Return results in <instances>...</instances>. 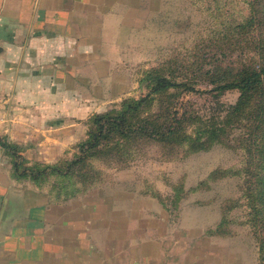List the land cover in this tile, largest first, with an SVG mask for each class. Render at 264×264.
<instances>
[{"label": "crops", "instance_id": "obj_1", "mask_svg": "<svg viewBox=\"0 0 264 264\" xmlns=\"http://www.w3.org/2000/svg\"><path fill=\"white\" fill-rule=\"evenodd\" d=\"M141 1L0 0V141L30 161L71 155L130 89ZM119 195L56 197L16 178L0 143V264H226L210 225L172 222L163 205L144 217Z\"/></svg>", "mask_w": 264, "mask_h": 264}, {"label": "rangeland", "instance_id": "obj_2", "mask_svg": "<svg viewBox=\"0 0 264 264\" xmlns=\"http://www.w3.org/2000/svg\"><path fill=\"white\" fill-rule=\"evenodd\" d=\"M141 3L135 54L123 63L131 75V86L114 104L146 94L148 88L141 79L154 67H163L177 79L195 76L197 87L204 89L210 85L208 77L234 73L243 63L264 58V0ZM238 96V90H231L221 100L234 103ZM184 99L206 112L214 104L209 94L185 93ZM231 143L233 146L220 142L186 154L181 150L179 157L171 159L159 146L148 144L126 161L93 159L95 170L87 173L92 185L85 184L81 176L65 183L79 188L77 196L93 188L118 191L127 209L144 217L161 213L158 207L163 205L172 222L182 218V224L188 226L210 225L208 233L221 225L228 234H217L225 237L217 242V257L226 264H259V243L247 222L249 208L241 189L244 179L233 174L243 167L245 154L234 140Z\"/></svg>", "mask_w": 264, "mask_h": 264}, {"label": "trees", "instance_id": "obj_3", "mask_svg": "<svg viewBox=\"0 0 264 264\" xmlns=\"http://www.w3.org/2000/svg\"><path fill=\"white\" fill-rule=\"evenodd\" d=\"M208 78L210 85L202 89L197 87L195 76L177 79L163 67L148 70L141 79L148 88L146 94L126 97L94 113L87 120L86 137L74 145L71 155L54 163L30 161L18 143L7 139L0 143L16 178L47 187L56 197L69 198L77 196L79 188L65 181L81 176L85 184L94 183L87 175L95 170L93 159L126 161L148 144L159 146L171 159L179 157L181 150L186 154L220 142L232 145L234 140L245 159L243 167L233 174L243 176L247 222L259 243V264H264V58L243 63L234 73ZM231 90L239 91L237 100L222 101ZM185 93L209 94L214 104L208 112L203 111L190 99L185 100ZM220 226L210 233L228 234Z\"/></svg>", "mask_w": 264, "mask_h": 264}]
</instances>
